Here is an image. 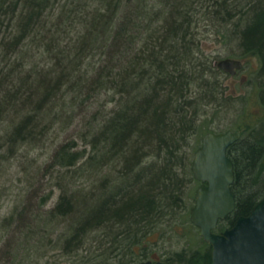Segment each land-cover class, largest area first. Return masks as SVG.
<instances>
[{"label": "trees", "instance_id": "obj_1", "mask_svg": "<svg viewBox=\"0 0 264 264\" xmlns=\"http://www.w3.org/2000/svg\"><path fill=\"white\" fill-rule=\"evenodd\" d=\"M51 1L0 0V50L6 53V60L19 54L28 40L42 54L52 56L56 53V62L48 70L36 64L29 67L31 62H28V57L22 58L19 74L15 73L16 70L6 72L0 83V122L6 121L2 136L9 145L7 153L15 155L19 147L29 148L30 151L45 147L52 139L51 131L59 123V128L62 127L64 118L73 122L72 112L76 113L78 107L88 111L98 102L101 94L111 92L113 99L104 105L114 103V106L109 111L95 113L86 125V132L81 134V138L90 139L86 141L92 146L89 157L84 160L85 151L71 152L60 146L54 152L52 161H57L64 172L60 176V187L71 184L75 174L70 175L74 171L78 173L86 169L100 172L102 161L107 162L111 153L123 160L124 167L118 172V184L94 187L92 193L86 194L80 190L72 197H68L66 191L49 216L36 214L34 223L29 225L25 224L29 215L17 214L20 206H14L12 216L0 223L1 230H12L13 235V238L10 237L12 246L2 250L0 264H29L32 257L39 264L54 248L45 237H50L52 221L57 215L66 217L75 233L73 240L61 245L66 254L70 253L68 245L78 237H84L83 241H79L82 244L88 234L108 229L117 234L118 239L122 236L118 231L123 227L128 234L125 236L127 239L131 234L135 238L131 241L132 247H140L141 254L134 250L135 254L146 256L147 247L142 244V239L152 230L144 232L142 226L153 225L156 216L167 210L176 211V206L184 201L186 185L179 181L178 172L186 162L182 149L190 131L187 127L194 124L193 118L200 108L220 97L227 98L220 89V79L225 73L209 60L199 63L203 57L196 54L202 53V45L196 41L193 27L202 19L209 23L234 25L236 29L243 26L236 31L240 38L239 46L244 53L258 55L264 70V0H256L249 7V12L238 15L234 14L237 8L235 0H210L211 3L208 1L209 4L202 6L203 15L200 14L202 11L196 12V0H159L160 3L151 5L148 0H95L96 6L87 13L85 31H81L71 45L62 48V39L56 32L37 30L38 25L45 23V10ZM169 1L175 2V5L170 11V21L164 22L165 31L160 32L157 40L148 43L146 51L144 46L133 55V47L138 39L141 40L142 30L157 21L155 16L166 12V2ZM88 7L81 4L70 10L68 14L73 17L70 23H75L79 17L72 13L82 15ZM147 14L152 18L144 26ZM236 16L240 17L237 23L233 21ZM97 55L99 60L94 61L93 57ZM118 76H121L120 80ZM262 99L264 102V88ZM195 106L199 108L190 117V111ZM49 113L53 115L48 121L40 120L41 116L48 118ZM193 127L192 130H195ZM205 127V134L211 132ZM141 139L158 145L148 154L160 165H152L151 169L158 171L147 182L146 176L136 172L143 161L137 146ZM101 142L110 150H98ZM257 145L258 141H254L244 151L245 167L249 173L244 194L237 191L240 172L234 160L236 174L233 189L237 208L220 223L219 231L233 226L238 217L250 214L264 198V178L262 175L254 177L264 172L260 167L264 164V154ZM134 174L140 181L145 180V184L139 180L132 183ZM257 185L261 187L255 190ZM15 216L16 224L6 223ZM117 242L113 240L111 244ZM203 251L201 249L188 258L179 253L175 260L180 264H212L211 246ZM164 262L177 264L171 259Z\"/></svg>", "mask_w": 264, "mask_h": 264}, {"label": "rangeland", "instance_id": "obj_2", "mask_svg": "<svg viewBox=\"0 0 264 264\" xmlns=\"http://www.w3.org/2000/svg\"><path fill=\"white\" fill-rule=\"evenodd\" d=\"M94 1L95 0H52L45 10V23L38 25L37 30L39 32L41 30L51 31L53 34L56 32V34H58L57 36L62 39V42H60L61 48L64 45H71L70 43L74 42L78 35H81V31H85V22L88 21L86 19L87 13L96 6ZM208 1L211 3L210 0H201V3H198L197 8H195L196 12L202 11L200 14L203 15V10H201L203 9L202 6L208 3ZM235 1L236 3L234 2V5L237 8L234 14L238 15L249 12V7L255 3L256 0ZM155 2L160 3L159 0H148V4L150 5ZM166 3V12L155 16L157 21L151 22L149 27L147 26L142 30L140 36L141 40L138 39L137 44L133 47V55H136L141 47L143 49L144 46L146 47V51L148 43H150L151 40H157L161 35L160 32L165 31V28H163L164 22L167 23L170 21V11H173L175 5L173 1ZM81 4L89 5V7L85 11H82V15L79 12L72 13L79 17L76 18L77 21L75 23H70L73 17L70 16L71 13L69 15L68 12ZM151 18L152 15H146L144 26L146 24L148 25V21ZM239 18V16H236L233 21L237 23L240 20ZM239 28L242 29L243 26L236 29L234 25H223L217 22L209 23L204 19L200 20L197 26L194 25L193 27L192 31L195 33L196 41L200 42L202 45V53L198 52V54H196L198 57H203V59H201L203 61L199 63L209 60L213 65H216L217 62L222 59L233 58L242 60L244 62V68L234 76L224 72L225 76H222L220 79V89L227 98L223 99L220 97V99H216L214 103L210 102L207 106L200 108V112L193 118L194 124H189L187 127L190 131L187 133V142L182 149L186 162L181 165V170L178 172L179 181L181 182L182 180V183L186 185L184 189V201H182L179 207L176 206V211L172 208V211L167 210L161 216H156L153 220V225H149L148 227H145V225L142 226V231L144 232H147L149 229L152 230L151 233L148 232L146 238L142 239V244H145L147 247L146 256L144 254V256L138 257L135 254L136 252L138 255L141 254L140 247H132L131 241H134L135 238L133 234H131L127 239L125 236L128 234L126 235L125 228L123 227L118 231L122 233V236L118 239H116L117 234H114L108 229L93 232L90 235L86 234L87 241L84 240L85 243L82 244L79 241H83L84 237H78L75 242L68 245L70 253L66 254V251L62 249L61 245L65 243V229L69 226V222L64 216L54 215L55 220L52 221L50 237H45L47 238L46 242L48 243L49 241L52 243L51 248H54L51 251L49 250V255L40 260L39 264H139L140 262L148 260H159L164 262L169 259L180 264L175 260L177 254L182 253L188 258L201 251V249L205 252V249L207 250L210 247L204 244L202 237L199 235V228L191 222V209L196 204L195 194L200 185L192 174V163L197 149L202 144V138L205 134L204 128H206L205 125L214 133H224L228 130H241V142L231 151V157L237 162V170L240 172V184L238 185L237 191L241 194H244L243 188L245 180L247 181L249 177V173L245 167L244 151L247 149V146L254 141H258V143L261 142L258 147L264 144V102L262 99V89L264 88L263 65L258 55L244 53V50L239 46L240 38L237 35ZM30 41L31 40H28L24 43L23 50H20L19 54L11 55L9 60H6V53L4 50H0V83L4 79L6 72L16 70L15 73L19 74L22 69L20 66L22 58L24 57H28V62H31L28 63V65L30 64L29 67L36 64L40 66V68H45L46 70L56 62V53L52 56L42 54L38 48L34 46V43ZM99 57L98 55L94 56V61H98ZM21 77L22 76H19V78ZM19 78L17 79V83ZM117 79L120 80L121 76H118ZM98 99V102L88 111L78 107L76 113L72 112L73 122H71V120L67 121V119L64 118V120L61 121V125L64 129L58 130L59 123L55 129L51 131L50 135H52V139L50 143L45 147H38L33 151H30L29 148L26 147H19L15 155L7 153V147H9V145L7 144V140L3 139L2 136L4 135L6 121L0 122V223L5 221L4 219L12 216V209L16 205L20 206V211L17 214L29 215L35 213L40 215L45 214L47 216L50 215V212L59 201L61 191H59L58 188L60 187L59 185H62L60 176L64 173L61 171L60 164L57 161H52V156L60 146H65L68 151L71 152L85 151L84 160L86 157H89L92 146L86 141H90V139L86 140L81 138V134L86 132V125L92 120L95 113L106 109L109 111L112 105L114 106V103L108 104L106 107L104 105L108 103L109 100L113 99L111 92L101 94ZM198 108L199 106L193 107L189 116L193 117ZM49 114L50 116L48 118H43V116H41L40 120L48 121L53 115L51 113ZM2 118L4 117L2 116ZM193 126H195V130H192L194 128ZM105 146V143L101 142L98 150L109 151L110 147ZM137 146L143 161H141L142 163L136 172L140 173L142 176L144 175V177L146 176L145 180L147 182L149 177L155 175L158 171V169L152 170V165L154 164L157 167L160 165L159 162L156 163L152 156L148 154L151 150H155L158 145L155 143L149 144L145 142L144 139H141ZM111 154L107 162L102 161L101 168L99 169L100 172H89L84 169L78 173H75V171L71 173L70 176H72V174H75V176L72 178L70 185L69 183L66 184L68 185L66 187L68 197H72L73 194H76V192L78 193L80 190H84L86 194L92 193V188L94 187L99 188L103 185H105L104 187H108V184H118L120 176L118 172L124 167V162L119 156H113ZM144 155H147V157L143 158ZM79 164L80 163L77 165ZM262 165H260V167L264 169V164ZM135 175L136 174L133 175L131 180L132 183L139 180V177H135ZM261 175L262 178H264V172L258 173L254 177H260ZM145 180H139V182L145 184ZM260 182L263 181L261 180ZM64 183H66V180ZM34 184V192L30 194L32 197L25 193L22 194L23 190H27ZM260 187L261 185H257L255 190ZM262 195L264 196V193ZM76 198L78 197L74 199ZM24 207L25 209L23 210ZM16 219L17 217L15 216L6 223L11 224V222H13L16 224ZM224 225V227H227L226 224ZM11 231L12 230L8 231L4 228L1 230L0 228V258H2V250H8L12 246L10 237L13 238V235ZM123 239H126V241ZM113 240L118 242L112 245L111 241ZM33 259H35V257H32V261L30 260L31 262H29V264H37L36 260Z\"/></svg>", "mask_w": 264, "mask_h": 264}, {"label": "water", "instance_id": "obj_3", "mask_svg": "<svg viewBox=\"0 0 264 264\" xmlns=\"http://www.w3.org/2000/svg\"><path fill=\"white\" fill-rule=\"evenodd\" d=\"M217 67L229 75L244 68L239 59L225 58ZM242 137L241 131L208 132L195 153L192 171L202 185L196 191V204L191 209V222L199 235L212 247V264H264V198L250 214L237 218L235 224L217 232L237 208L233 191L235 166L228 149ZM140 264H168L152 261Z\"/></svg>", "mask_w": 264, "mask_h": 264}, {"label": "bare ground", "instance_id": "obj_4", "mask_svg": "<svg viewBox=\"0 0 264 264\" xmlns=\"http://www.w3.org/2000/svg\"><path fill=\"white\" fill-rule=\"evenodd\" d=\"M196 1H198V2H196L195 4L201 3V0H196ZM241 61H242V60H241ZM242 62H243V61H242ZM243 64H244V62H243ZM256 138H257V137H256ZM260 143H261V142H259L258 145H259ZM258 145H257V146H258ZM259 148H260L262 154H264V152H263V150H264V144H261V147H259ZM63 185H64V184H63ZM34 186H35V184H34L33 186H30L27 190L25 189V190H26L25 194L33 193V192H34ZM58 190L61 191V192H60L61 195H62L64 192L67 191L66 186H61V187L58 188ZM61 195H60V196H61ZM21 215H23V214H21ZM25 215H26V214H25ZM35 216H36L35 213H33V214H29V217L26 218V220H25V224L27 223V225H29L30 223H34ZM65 233H66V239L64 240L65 243H66V241L70 242L71 240H73V236H74L75 233H73L72 229H71L69 226L67 227V229H65ZM63 243H64V242H63ZM63 245H65V244H63Z\"/></svg>", "mask_w": 264, "mask_h": 264}, {"label": "flooded vegetation", "instance_id": "obj_5", "mask_svg": "<svg viewBox=\"0 0 264 264\" xmlns=\"http://www.w3.org/2000/svg\"><path fill=\"white\" fill-rule=\"evenodd\" d=\"M237 131V130H236ZM241 131V130H240ZM240 142V140L238 141V142H236L235 144H233L229 149H228V155L231 157L232 156V153H231V151H232V149L236 146V144L237 143H239ZM231 159L233 160V158L231 157ZM234 161V160H233ZM236 172V171H235ZM200 183V185H202V183L201 182H199ZM199 185V186H200ZM233 187H234V185H233ZM234 190V189H233Z\"/></svg>", "mask_w": 264, "mask_h": 264}]
</instances>
